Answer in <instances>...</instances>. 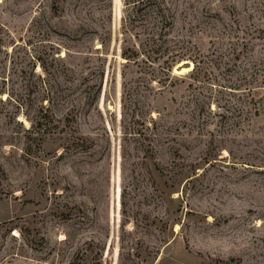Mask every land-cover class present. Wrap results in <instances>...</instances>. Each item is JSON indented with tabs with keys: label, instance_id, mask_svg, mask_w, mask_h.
I'll return each mask as SVG.
<instances>
[{
	"label": "rangeland",
	"instance_id": "rangeland-1",
	"mask_svg": "<svg viewBox=\"0 0 264 264\" xmlns=\"http://www.w3.org/2000/svg\"><path fill=\"white\" fill-rule=\"evenodd\" d=\"M0 264H264V0H0Z\"/></svg>",
	"mask_w": 264,
	"mask_h": 264
},
{
	"label": "trees",
	"instance_id": "trees-1",
	"mask_svg": "<svg viewBox=\"0 0 264 264\" xmlns=\"http://www.w3.org/2000/svg\"><path fill=\"white\" fill-rule=\"evenodd\" d=\"M196 63V62H195ZM195 69H196V66H195Z\"/></svg>",
	"mask_w": 264,
	"mask_h": 264
}]
</instances>
